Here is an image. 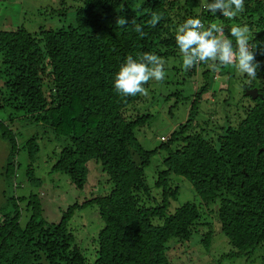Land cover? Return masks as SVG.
I'll return each instance as SVG.
<instances>
[{
	"label": "trees",
	"instance_id": "trees-1",
	"mask_svg": "<svg viewBox=\"0 0 264 264\" xmlns=\"http://www.w3.org/2000/svg\"><path fill=\"white\" fill-rule=\"evenodd\" d=\"M74 2L73 19L66 26L36 34L24 28L0 31V80L5 79L0 91V112L5 114L0 117L5 151L0 162V264H89L69 228L76 218H87L86 223L90 216L103 225L90 239L97 245L92 264H174L168 252L172 240L208 253L215 220L234 254L251 256L261 250L264 0H245L244 11L235 17L219 10L214 15L209 12L207 4L213 0ZM188 18L201 19L205 28L222 27L221 38L231 40L234 49L230 30L247 26L250 50L260 64L257 79L244 74L249 83L243 86L242 99L250 102L237 110L232 122L212 126L211 136L198 131L194 104L185 124L148 151L137 134L152 116L138 115L136 107L149 95L153 79L144 85L146 95L124 96L113 86L115 76L129 55L183 59L175 38L178 26ZM136 26L143 35L134 30ZM202 65L190 69L195 72ZM208 77L205 71L204 80ZM207 89L206 84L196 97ZM250 89H257L261 97L246 96ZM26 134L29 139L20 141ZM43 136L61 142L53 156L41 154ZM158 150L163 152L162 170L155 187L161 193L154 196L144 173ZM91 161L107 175L110 193L94 196L90 192L89 198L70 206L58 223L48 222L43 217L44 211H50V206L42 204L44 184L66 177L84 191ZM42 169L45 174L41 175ZM172 176L191 184L198 205L205 210L185 203L170 212L169 203L179 193L171 184ZM18 189L22 193L17 195ZM188 253L182 252L180 260L184 262ZM190 260L189 255V264Z\"/></svg>",
	"mask_w": 264,
	"mask_h": 264
},
{
	"label": "rangeland",
	"instance_id": "rangeland-1",
	"mask_svg": "<svg viewBox=\"0 0 264 264\" xmlns=\"http://www.w3.org/2000/svg\"><path fill=\"white\" fill-rule=\"evenodd\" d=\"M66 7H69L68 12L62 13V8ZM74 7V0H0V31L11 33L19 28H24L29 33L36 34L41 30H55L68 25L72 21ZM217 35L222 36V34ZM1 59L0 56V71L2 67ZM182 61L183 59L163 61L165 78L161 81H156L153 78L152 84L147 89L149 95L146 98H141L138 102L136 107L138 115L146 112L152 116L148 121L149 124L142 129L139 128L137 134V138L145 150L157 149L164 138H169L180 125L185 124L188 113L193 109L194 104L198 113L194 120L196 124H199L198 131L208 132V134H205L211 136L212 134L209 133L213 130L212 126L221 125V127H224L226 122H232L233 117H238L237 110H241L247 102H250L244 98L242 99L243 86L248 84L249 80L243 77V73L236 70L235 59L233 64L227 66H221L219 61L210 60L195 68V72L190 68H185ZM205 71L209 74L207 81L203 78ZM4 82L5 79L0 80V91ZM206 84L208 85L207 92L203 96L196 97L198 91ZM0 117H5L4 112H0ZM24 130L23 134H25ZM43 137L40 140H45L42 143L45 147L42 149L41 154L48 157L53 156V153L60 148L61 142L54 139L53 136ZM28 139L29 135L26 134L20 141H27ZM1 144L0 141V162L5 153L1 149ZM2 146L4 147L3 144ZM158 152L159 154L153 158L150 167L144 173L146 182L154 196L161 193V190L155 187L157 173L162 170L159 165L163 152L161 150H158ZM89 167L88 186L84 191H78L66 177L60 178L52 185L44 184L42 204L50 206V211H44L43 217L48 222L58 223L62 214L70 206L89 198L90 192H94V196H104L110 193L111 185L100 165L91 161ZM43 172L45 174V169L39 171L41 175ZM45 178L49 180L48 176ZM170 180L172 185L179 188L177 199L169 203L170 212L185 203L195 204L201 211L205 210L198 205L192 186L186 179L172 176ZM7 189L9 188L7 187ZM8 192L10 193V190ZM16 193L18 195L22 192L18 189ZM157 203V201L151 203V206H156ZM83 213L87 214L89 211ZM86 219L84 218V220ZM84 220L80 221L76 218L75 221H72V226L70 225V228H68L76 238V243L81 248L87 262L92 264L96 259L97 245L91 243L90 239L94 236L95 230H100L103 225L97 217L90 216L86 223ZM208 220L211 221L210 218ZM95 225H97V229ZM213 225H215V229L213 230L212 247L208 253L203 249L201 252L200 248L195 252L191 250L190 245H178L172 243L175 240L169 241L168 252L173 259L172 262L174 264H189L190 255V264H264V245L261 246V250H256L251 256L234 254L235 249L220 232L216 220L213 221ZM189 250L190 253L186 255L188 260H186V257H184V262L180 260L182 252Z\"/></svg>",
	"mask_w": 264,
	"mask_h": 264
},
{
	"label": "clouds",
	"instance_id": "clouds-1",
	"mask_svg": "<svg viewBox=\"0 0 264 264\" xmlns=\"http://www.w3.org/2000/svg\"><path fill=\"white\" fill-rule=\"evenodd\" d=\"M245 0H213L207 4L213 15L219 10L222 15L235 17L244 11ZM126 23V21H124ZM143 35L139 26L134 29ZM231 36L235 38V49L231 40L221 38L223 28L211 24L205 28L199 18H188L178 26L176 44L183 55L185 68H191L201 62L219 61L221 66L233 64L238 72L250 79H257L260 64L255 61L254 52L250 50V34L247 26L233 27ZM161 81L165 78L164 62L155 54L145 53L140 59L129 55L115 76L114 88L124 96L146 95L144 87L151 79Z\"/></svg>",
	"mask_w": 264,
	"mask_h": 264
},
{
	"label": "water",
	"instance_id": "water-1",
	"mask_svg": "<svg viewBox=\"0 0 264 264\" xmlns=\"http://www.w3.org/2000/svg\"><path fill=\"white\" fill-rule=\"evenodd\" d=\"M245 94L246 96L251 97L253 100H255L258 96L261 97V95L258 94L257 89H250Z\"/></svg>",
	"mask_w": 264,
	"mask_h": 264
}]
</instances>
